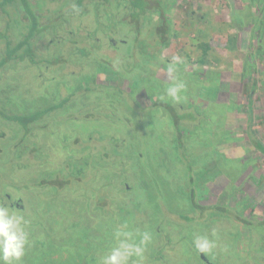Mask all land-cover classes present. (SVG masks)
Wrapping results in <instances>:
<instances>
[{
  "label": "rangeland",
  "instance_id": "rangeland-1",
  "mask_svg": "<svg viewBox=\"0 0 264 264\" xmlns=\"http://www.w3.org/2000/svg\"><path fill=\"white\" fill-rule=\"evenodd\" d=\"M32 1V10L47 15L73 10L78 2ZM115 1L86 0L83 14L56 24L59 38L69 31L93 35L78 40L77 49L69 44L72 53L56 50L49 36L38 40L42 55L53 58L48 67L0 66V103L9 115L61 103L31 124L36 129L13 158L10 149L22 131L0 120L8 136L19 129L9 143L0 141L6 182L0 183V204L29 221L20 264H100L122 225L136 243L140 233L151 234L143 264H264V154L254 147H264V0H172L163 6L170 26L164 47L153 46L148 34L155 15L124 17L127 11L115 9ZM111 11L121 13L113 20ZM5 20L0 52L18 26L16 19ZM177 55L183 62L174 76L186 85L179 104L166 95L173 82L167 68ZM164 105L191 107L197 125L178 133ZM90 134L112 135L117 151L110 142L93 152L95 139L87 150L75 142ZM36 181L46 186L34 188ZM48 182L56 183L53 190ZM214 206L234 216H211ZM201 235L216 242L203 253L208 262L193 246Z\"/></svg>",
  "mask_w": 264,
  "mask_h": 264
},
{
  "label": "trees",
  "instance_id": "trees-1",
  "mask_svg": "<svg viewBox=\"0 0 264 264\" xmlns=\"http://www.w3.org/2000/svg\"><path fill=\"white\" fill-rule=\"evenodd\" d=\"M5 2H3V4H7V3H14V0H4ZM107 3H112L109 2V0H104ZM167 1V2H166ZM82 0H78L77 2V6L79 7L81 5ZM172 0H165V3L163 2V0H157L155 2V5H149L145 0H116L115 1V5L114 8L117 9L120 6H123L124 10H127L128 13L132 14L133 17L138 16V17H144L149 13H153V15H155V21L153 23L152 28L149 30V35L153 37V46H165V38H167L168 34H169V20L164 17V7H169V5H171ZM16 6V11H18V9H21V11H26L27 16L29 17V23H27V25L25 26L27 31L25 34H22L21 36H15L14 39H12L11 35H8L7 38H5L6 41V46L5 49L3 51L0 52V66L6 65L7 63H16L18 61H22L24 59L30 61L31 64L33 65H39L41 63V65H46L48 64L50 61L49 59H45L44 57H42L41 53H36L35 51V42H37L38 40H40L41 38H43L45 36L44 33V28L49 29L54 27L59 21V17L58 14L57 15H47V13L45 14H39V16L35 17L34 15V11L31 9L32 6H35L34 1L32 0H21V4L20 3H15ZM21 6V7H20ZM26 8V9H25ZM48 18V19H47ZM30 25V27H29ZM16 32H18L16 30ZM1 37V36H0ZM3 38V37H2ZM0 49H1V41H0ZM206 49H209V46H205L204 48H202L203 53L206 52ZM40 59V60H39ZM68 100V99H66ZM61 103L56 104V105H50L48 106V108L43 109L42 111H39L37 113H33L30 115H19V114H12L9 115L7 112L8 110L0 103V120H7V121H12L15 122L19 129L22 131V137L20 138V140L14 145L12 146V149H10V155L9 157L13 158L14 155V149L16 148V146L20 145L25 138H27L32 132L33 130L36 129V127L31 126V124H34L35 122H37L38 120H40L42 117H47L49 114L48 112H52L53 110H58V108H60ZM165 109H168L167 111L171 112L172 115L174 116L173 119V127L177 130L178 133H181L180 131V127L183 128V126L185 127H193L195 125H197L196 123H198V119H197V114H193V116H190L191 113L189 112V108L191 107H185V108H180V107H176V106H172V105H164L163 106ZM163 108V109H164ZM166 111V112H167ZM85 119V118H83ZM196 120V122H194ZM2 125L0 124V127ZM19 129L16 130H11L10 131V136L7 135V133L5 132V130L0 129V141L2 142H7L9 143L10 141L13 140V138L16 136L17 132ZM92 134V133H91ZM89 135L86 138V141H82V143H80V141L78 139H76V143L84 145L82 147V149H89V145L92 144L93 139H95V143L93 141V148H92V152L93 149H96V147L102 146V149H108L107 145H101L103 144V142H105L107 144V142L111 143L112 149H114V151H117V147L114 146V141L113 136H107L106 134L103 135ZM112 136V137H111ZM111 137V138H110ZM74 140V138H73ZM107 146V147H106ZM78 146L77 144H74V142H72V144L70 143V148L73 151V153H78ZM254 147L256 149H258L260 152H262L264 154V147L259 144V143H255ZM31 153H37L36 152V148H31ZM4 150V149H3ZM5 151V150H4ZM88 155L89 154V150H88ZM23 155H21L22 157ZM25 156H27V154H25ZM38 157V155H37ZM71 159V158H70ZM13 159H11V161L9 163L12 164ZM19 164V163H17ZM187 171L189 172V167L190 164H187ZM77 164H75L71 169V170H75L74 172L78 171L76 170L77 168ZM88 168V166H87ZM39 172H37L34 176H38ZM38 178V177H35ZM66 179V180H65ZM63 179L61 182L58 181L57 184L60 186V184L65 183V181H67L68 179H71L70 177ZM4 181V180H3ZM2 181V177L0 178V183L5 184L6 182ZM69 181V180H68ZM46 182H38L36 181L34 184V188L37 187L39 189V187H42L43 185L46 186ZM8 185V184H7ZM20 184H16L15 186L18 187ZM53 185H56V183H47V187L51 188L53 190ZM5 186V185H3ZM59 189H62V187H59ZM53 187V188H52ZM8 197V196H7ZM190 198H191V203L193 206H195V200H194V194L191 191L190 194ZM19 204V202L17 203ZM99 205V204H98ZM103 206V205H102ZM100 208L105 209V206ZM210 215L211 216H225V217H229V215L234 216L232 214V212L227 209V208H223L221 206H214L211 208L210 211ZM188 219V218H186ZM244 222H246L245 220H242ZM264 224V222H263Z\"/></svg>",
  "mask_w": 264,
  "mask_h": 264
},
{
  "label": "clouds",
  "instance_id": "clouds-1",
  "mask_svg": "<svg viewBox=\"0 0 264 264\" xmlns=\"http://www.w3.org/2000/svg\"><path fill=\"white\" fill-rule=\"evenodd\" d=\"M180 56H174L167 71L173 76L172 84L167 87L166 95L179 104L182 102V92L186 89L183 81L175 78L176 65L182 63ZM29 221L18 214L8 204H0V264H20L29 243V233L25 230ZM127 225H122L113 233L116 245L103 256L100 264H130L136 258L135 264H143L144 252L151 242V234L147 231L140 233L139 243L135 242V234L127 231ZM193 246L199 253H211L216 242L207 235L196 236Z\"/></svg>",
  "mask_w": 264,
  "mask_h": 264
},
{
  "label": "flooded vegetation",
  "instance_id": "flooded-vegetation-1",
  "mask_svg": "<svg viewBox=\"0 0 264 264\" xmlns=\"http://www.w3.org/2000/svg\"><path fill=\"white\" fill-rule=\"evenodd\" d=\"M87 1H89V0H87ZM90 1L91 2H94L95 4H97L96 1H98V0H90ZM145 1L148 3V0H145ZM3 2H5V1L4 0H0V14H1L0 15V18H5L6 19L5 22H7L9 20L11 21L12 19H16V23L18 24V26H16L15 29L13 30V32L10 34L11 37H12V39H14L15 36H21L22 34H25L26 31H27V29H26L25 26L27 25V23H29V20H28L29 17L27 16L26 11H23L22 12L21 9H18L17 15L15 14V12H16L15 9H16V6H17V5H15V3H20L21 4V0H14V3L11 2V4L10 3L3 4ZM50 2L53 3V4H57V3H61L62 0L61 1L60 0H50ZM85 2H86V0H82L81 5L79 7L77 5L74 6V7H71V8H74L73 10L67 9L65 12L57 11L56 13H53L52 15L54 16V15H57L58 14V16H60L59 17V20L66 19V18H73L75 16H79V15L83 14L84 11H85V5H86ZM149 5H151V4H149ZM5 9H7L8 12L5 11ZM33 11L35 12V10H33ZM125 11H127V10H125ZM119 13H121V12H112L111 11L108 14H109V17H111L114 20V17L117 14H119ZM34 14H35L34 15L35 17H36V15L39 16V14H37L36 12ZM128 14H130V13L126 12L125 14H123V16L125 17ZM130 15L132 16V14H130ZM149 15L150 16H153V13L151 12V13L147 14L144 17L146 18ZM128 17H130V16L128 15ZM135 17L138 18V16H135ZM144 17H141V18H144ZM125 21H122L121 18L120 19L118 18V20H115L116 23L119 22L121 24L122 23H125ZM153 23H154V21H153ZM123 25H126V24H123ZM55 26L52 27V28H49V29L44 28L43 30H44V33H45V36L44 37H46V36H49L50 37L49 44H53L54 43L55 44L54 47H55L56 50H57L58 47H60L61 49H63L64 52L69 51V53H72L73 50L70 48V46H72V45L69 46V44H75L74 49H77L78 48V45H76V43H77L78 40L87 39L88 37L93 36L92 34L91 35L90 34L89 35H86V34L75 35L74 32L69 31L67 37H65V38L64 37L59 38L58 35L56 34ZM108 26L110 27V30L109 31H111V32L115 31L114 25H112V23H110ZM152 26H153V24H152ZM97 27H99V26H97ZM100 27H99L100 28V32H104L105 31V25L102 23V25H100ZM99 28H97V30H99ZM16 30L18 32H16ZM5 31H6L5 30V25L3 26V28L0 26V33L2 34ZM68 38H70V39H68ZM86 42H87L86 44L88 45L89 44L88 41H86ZM36 43L37 42H35L34 46H35V51H36V53L38 55V53H41V51L36 46ZM62 45H64L66 48H64ZM78 51H80V49H78ZM81 51H84V50H81ZM41 56L44 57L45 59H49L50 62L48 64H46V65H41V63L39 65H33V64L30 63V61L24 59L22 61H18L16 63H14V64H12L11 62L10 63H7L6 65H3L2 67H4V68H8V67L14 68L16 65H19V63H23V62H27L31 66H46V67H48V65L51 63V60L53 58H48V57H45L44 55H41ZM15 206H17V204Z\"/></svg>",
  "mask_w": 264,
  "mask_h": 264
},
{
  "label": "water",
  "instance_id": "water-1",
  "mask_svg": "<svg viewBox=\"0 0 264 264\" xmlns=\"http://www.w3.org/2000/svg\"><path fill=\"white\" fill-rule=\"evenodd\" d=\"M199 255H200V258H201L203 261L208 262L207 258L204 256L203 253H199Z\"/></svg>",
  "mask_w": 264,
  "mask_h": 264
}]
</instances>
